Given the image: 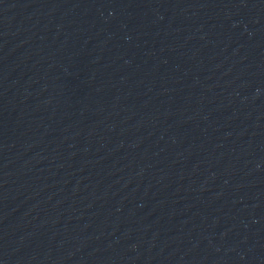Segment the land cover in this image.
<instances>
[{
    "label": "water",
    "instance_id": "obj_1",
    "mask_svg": "<svg viewBox=\"0 0 264 264\" xmlns=\"http://www.w3.org/2000/svg\"><path fill=\"white\" fill-rule=\"evenodd\" d=\"M0 264H264V0H0Z\"/></svg>",
    "mask_w": 264,
    "mask_h": 264
}]
</instances>
